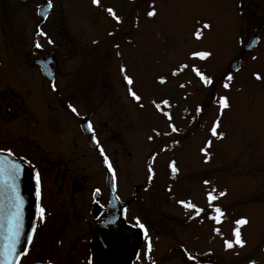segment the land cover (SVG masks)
<instances>
[{
  "label": "rangeland",
  "instance_id": "rangeland-1",
  "mask_svg": "<svg viewBox=\"0 0 264 264\" xmlns=\"http://www.w3.org/2000/svg\"><path fill=\"white\" fill-rule=\"evenodd\" d=\"M7 1L8 10L16 12L13 19L23 17L30 27L40 19L37 6L48 0H28L24 5ZM233 1L100 0L94 5L92 0H51L49 17L39 24L46 33L41 35L46 49L57 43L66 53L70 40L63 32H68L77 51H85L75 58L98 61L90 62L88 69L68 83L74 91L100 90L121 97L114 107L121 118L118 123L125 144L121 149L131 152L121 159V173L133 182L142 181L146 173L150 176L143 206L151 212L153 262L196 264L181 253L194 245L198 251L207 250L206 261L212 264H264V32L243 65L231 72L233 79L225 88L230 70L224 59L251 31L253 22L252 17L239 19ZM263 1L257 0L261 6ZM109 7L120 22L106 11ZM153 9L155 14L149 16ZM252 11L245 1V15L251 16ZM205 22L209 28L203 27ZM197 29L199 39L194 35ZM49 39L53 42L48 43ZM198 51L210 55H191ZM193 67L212 77L213 84L204 85ZM174 69H179L176 75ZM87 71L89 77L83 81ZM125 74L132 77L140 101L129 95ZM160 76L166 78L165 83L159 82ZM219 97L227 98V107H220ZM164 98L170 102L169 124L183 127L173 134L181 139L179 144H167L171 128L163 114ZM217 121L222 137L211 132ZM173 162L178 169L175 174ZM208 192H213L212 205L219 206L222 215L209 207ZM178 201L191 202L204 211L195 215L190 208L192 215L182 221L186 206ZM240 218L247 223L237 226ZM237 227L244 245L233 243L226 248L225 241H234ZM204 260L200 259L201 264Z\"/></svg>",
  "mask_w": 264,
  "mask_h": 264
},
{
  "label": "flooded vegetation",
  "instance_id": "flooded-vegetation-1",
  "mask_svg": "<svg viewBox=\"0 0 264 264\" xmlns=\"http://www.w3.org/2000/svg\"><path fill=\"white\" fill-rule=\"evenodd\" d=\"M17 1L24 5L28 0ZM245 1L253 7L251 16L245 15ZM45 2L48 1L36 9L39 21L34 20L28 27L23 17L13 19L16 12L8 10L7 0H0V149L27 166L35 192V177L39 173V202L46 213L41 221L35 204L32 240L16 264H122L126 249L128 264H153L151 212H146L143 206L150 176L146 173L142 181L133 182L121 173L123 155H131L121 149L125 147L118 123L121 118L114 110L121 97L100 90L74 91L73 85H68L88 69L90 62L98 61L75 58L74 55H83L85 51L81 48L78 52L74 37L63 30L70 40L66 53L57 43L49 49L42 45L37 29H41L39 24L52 10L51 4L47 15L41 16L39 8ZM233 3L239 19L253 18L251 31L224 59L229 67L238 60L240 67L263 40L264 3L263 6L257 0ZM252 36H256L255 43L246 48ZM37 41L42 47L35 46ZM43 61L47 65L43 66ZM88 73L83 74V81L89 77ZM69 104L78 114L69 109ZM162 104L166 110L163 114L169 115V99L164 98ZM88 121L94 131L88 130ZM166 122L169 125L168 117ZM176 129L169 131L167 144H179L181 139L173 134H179L183 127ZM101 148L113 172L103 163ZM189 210L184 207L182 221L192 215ZM137 218L145 225L144 229L139 227ZM184 248L183 257L188 252L196 257V264H201L200 259L204 258L205 264H212L206 261L207 250L198 251L194 245L188 250Z\"/></svg>",
  "mask_w": 264,
  "mask_h": 264
},
{
  "label": "snow or ice",
  "instance_id": "snow-or-ice-1",
  "mask_svg": "<svg viewBox=\"0 0 264 264\" xmlns=\"http://www.w3.org/2000/svg\"><path fill=\"white\" fill-rule=\"evenodd\" d=\"M242 2V0H241ZM92 3L94 5H98L100 3V0H92ZM48 5L49 7H51V0H48ZM106 11L112 15L117 22H120V17L117 16L115 13H114V10L112 8H107ZM155 14V9H153L152 11H149L148 12V15L149 16H152ZM45 15H47V13H45ZM204 28H209L210 25L207 24V22L204 23L203 25ZM38 31V34L39 35H42V36H46V33H44L41 29H37ZM194 35H196V37L199 39L200 38V29H197L196 32L194 33ZM53 41H51V39L48 40V43H52ZM37 48H40L42 47V45L39 43V41L36 42V45H35ZM192 56H197V57H201V58H205V57H208L210 55L209 52L207 51H198V52H193L191 53ZM253 59H255V57H253ZM182 68L183 67H187V65H182L181 66ZM121 72L122 73H125L126 70L124 68L123 65H121ZM179 71V69H174L173 70V75H176L177 72ZM193 71L196 73V75L200 78V81L204 84V85H212L213 84V79L212 77L210 76H206L204 75L202 72H200L199 69L193 67ZM253 76L256 78V79H261V76L259 73H253ZM233 79L232 77V74L231 72H229L226 77H225V83H224V87L225 88H228L229 87V84L227 83V81H231ZM124 80L126 81L127 85L129 86L128 87V93L129 95L135 100V101H140L141 97L139 95H137V93L135 91H133V88H132V85H133V79L131 76H128L127 74L124 75ZM158 80L160 83H165L166 82V78L164 76H160L158 77ZM52 88L53 90H55V83H52ZM181 87H183V85H181ZM218 102H219V105L221 108H224V107H227L228 104H227V98L226 97H219L218 98ZM164 103L166 104L167 101H164ZM69 109H71V111L73 113H77V109L72 105V104H69L68 105ZM157 108L160 107L159 104L156 105ZM200 107L198 106L197 108V111H200ZM168 116V119L171 120V116L168 115L167 113L165 114ZM169 127L173 130V131H176L177 129L175 128L174 125L172 124H169ZM217 127H218V121L217 122H214L213 126H212V129H211V132H212V135L213 136H220L222 137L224 135L223 132H217ZM87 128L89 131H94L92 129V124H91V121H88L87 122ZM92 139L95 140L96 137L93 135L92 136ZM149 139H151V137H149ZM6 151L5 149H0V152H4ZM7 151H11L10 149H8ZM202 151H205L204 149H202ZM100 154L103 158V163L107 166V169L109 172H113V168H112V165L111 163L109 162L108 160V157L105 155L104 153V150L101 148L100 149ZM206 159H207V156H206ZM171 166V170H172V173L175 174L178 169L174 166V162L170 165ZM20 168H21V165L18 164V163H13L11 164L10 166V169H9V174L10 176L14 179L15 176L19 173L20 171ZM152 172V169L151 167H149V173ZM35 181H36V198H37V203H36V215L39 217V219L41 221H43L46 213H45V209L42 207V205L40 204V197H41V185H40V177H39V173L37 172L36 173V177H35ZM205 184L208 183V181H204ZM96 191H99V189H97ZM221 196L224 195L223 192L220 193ZM215 199V196L213 195V192H208L207 193V200H208V203H209V207L210 208H213L214 209V212L217 213V214H221L222 215V210L219 206H213L212 205V201ZM178 203L182 204V205H185L186 207L188 208H192L194 209V214L195 215H199L201 212L204 211V209L202 208H199L197 205L195 204H192L191 202H185V201H178ZM210 218L211 219H216V216H212L210 215ZM137 223L139 225V227L141 229H144L145 228V225L140 223L139 222V219L137 218ZM247 223V220L245 218H240V219H237L235 221V224L237 226L239 225H242V224H246ZM0 228H4V225L0 224ZM33 230H35V225H33ZM5 235V239L7 241L6 245H5V257H4V264H13V261L12 259H10V254H13L16 252V248H15V245L16 243L18 242V238H19V235H20V203L18 202V198H17V201L15 202V208H14V211L10 214L9 218H8V221H7V228H6V231L4 233ZM234 241L233 240H226L225 241V247L226 248H230L233 246V243H235L236 245H239V246H243L245 241L243 239H241L240 237V232H239V228L237 227L236 229H234ZM32 240V235L29 234L28 235V241H31ZM150 244H149V248H150ZM183 247V246H181ZM24 252L26 253L27 252V249H24ZM185 255L187 256V258L190 260V261H195L196 260V257L191 255L190 253L188 252H185ZM18 258V257H17ZM49 264H51V262H49ZM153 264H155V262H153ZM249 264H255V261H249Z\"/></svg>",
  "mask_w": 264,
  "mask_h": 264
},
{
  "label": "water",
  "instance_id": "water-1",
  "mask_svg": "<svg viewBox=\"0 0 264 264\" xmlns=\"http://www.w3.org/2000/svg\"><path fill=\"white\" fill-rule=\"evenodd\" d=\"M48 10V2H45L39 8V12L42 17L46 16L45 13H47ZM255 37L256 36H252L248 40L246 48L251 47L255 43ZM41 64L44 66L46 63L43 61ZM239 64L240 62L238 60L232 61L229 67L230 70H236L239 67ZM13 163L21 165L20 171L14 179L9 174L10 166ZM17 198L20 203V235L18 242L15 245L16 252L10 254V259H12L13 264L17 263V257H19L24 249H26L29 242L28 235L32 232L35 215L36 192L27 166L15 157L7 153L0 152V224L4 225V228H0V264H4L6 251L5 245L7 243L4 233L7 228V221L10 214L14 211ZM127 251L128 249H126L124 262L122 264L129 263Z\"/></svg>",
  "mask_w": 264,
  "mask_h": 264
}]
</instances>
